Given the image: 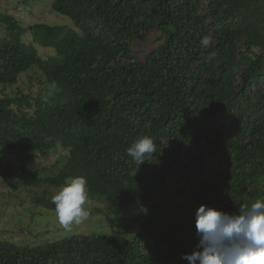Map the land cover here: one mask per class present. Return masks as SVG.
I'll use <instances>...</instances> for the list:
<instances>
[{
  "label": "trees",
  "instance_id": "obj_1",
  "mask_svg": "<svg viewBox=\"0 0 264 264\" xmlns=\"http://www.w3.org/2000/svg\"><path fill=\"white\" fill-rule=\"evenodd\" d=\"M3 8L0 84L15 93L0 96V184L31 193L44 183L33 206L54 210L51 188L82 175L104 202L90 216L148 208L112 230L0 239V264H188L200 205L235 214L264 199V0H51L60 23L23 24ZM133 41L158 44L139 60ZM33 67L40 88H14L35 80ZM145 135L157 152L137 169L126 148ZM58 149L41 177L23 163Z\"/></svg>",
  "mask_w": 264,
  "mask_h": 264
},
{
  "label": "clouds",
  "instance_id": "obj_2",
  "mask_svg": "<svg viewBox=\"0 0 264 264\" xmlns=\"http://www.w3.org/2000/svg\"><path fill=\"white\" fill-rule=\"evenodd\" d=\"M200 43L207 48L212 37L205 35ZM215 56L212 52L207 60ZM156 152V140L147 135L126 148L127 156L137 169L141 164L151 162ZM52 203L57 220L65 230L70 231L73 224L87 221L91 213L86 177L70 178L52 197ZM195 229L198 243L190 254L183 256L188 264H264V199L244 204L235 214L200 205L195 213Z\"/></svg>",
  "mask_w": 264,
  "mask_h": 264
},
{
  "label": "rangeland",
  "instance_id": "obj_3",
  "mask_svg": "<svg viewBox=\"0 0 264 264\" xmlns=\"http://www.w3.org/2000/svg\"><path fill=\"white\" fill-rule=\"evenodd\" d=\"M50 1L51 0H36L33 4H31L32 2H29V4L20 3L16 8L13 7L15 0H6V2L0 0V6L7 3L8 8H3L2 10L7 11L6 13L15 16L18 20L20 19L23 24L42 21L55 23L56 20V23L66 21L67 17L64 15L56 12L54 13L55 16L50 14ZM2 34L3 32L0 28V36ZM25 40L29 41V37L25 36ZM132 44L134 47L141 46L142 49L140 51L138 50L137 55H135L136 59L141 60L146 52L150 48L155 47L158 43L156 41H147L145 43L133 41ZM39 53L50 55L52 51L50 49L44 50L40 48ZM34 69L36 70H33L32 74L35 75V80L32 83H28L27 78L20 76L19 81L16 83L14 88L21 82L24 84L21 88V91L24 93H32V91L40 88L41 81H43L44 78L37 68ZM4 87L6 88L2 93L1 88ZM11 88L13 87L0 84V96L4 94H14L15 91ZM60 154H62V151L61 149H58L56 152L51 153L48 158L36 155L28 158L23 163L27 166H32V168L36 170L38 175L41 177L44 174H48L53 171L51 166ZM2 155L5 165L8 163L15 168L20 164L21 159L17 158L14 151L12 153H7V151L4 150ZM44 187L45 185L42 183L39 186H36L31 193H28L22 188L14 191L10 186L0 184V239L12 240L18 244H43L46 241L55 240L74 233H91L93 231H100L104 229L112 230L115 229L117 224L123 225L127 223L128 219H131L137 213L146 211L148 208L146 206L133 207L128 205L122 209L120 215L118 216L107 217L103 214H93L87 221L79 225L73 224L71 230L69 231L65 230L59 224L54 210H50L42 206H33L35 198L33 197L34 191L38 193L44 189ZM51 189L55 194L58 192L57 189ZM174 189V187H170L169 191L164 194L162 202H166V200L173 197ZM5 193H8V201L1 200ZM26 207H28V209H26ZM88 207H104V202L89 197ZM30 213L34 216L33 219L30 218Z\"/></svg>",
  "mask_w": 264,
  "mask_h": 264
}]
</instances>
